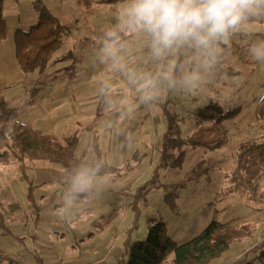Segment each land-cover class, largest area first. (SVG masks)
Instances as JSON below:
<instances>
[{"label":"rangeland","instance_id":"obj_1","mask_svg":"<svg viewBox=\"0 0 264 264\" xmlns=\"http://www.w3.org/2000/svg\"><path fill=\"white\" fill-rule=\"evenodd\" d=\"M36 2L37 0L30 2H27V0H6V6L8 9L14 7L15 4L18 9L26 7L28 11L25 16L34 15L37 21ZM116 3L114 0L107 2L102 0L96 2L95 0H89V2L88 0L82 2L81 0H60L54 4L52 11L70 27L69 32L64 38L60 49L54 52L53 59L51 58L47 69L42 73L36 72L28 75L29 77L25 82L27 85L12 91V94L16 96L11 101L18 111L19 121L31 123L45 132L55 133L62 141L67 137L77 135L79 145L76 155L78 156L80 150L86 152V158L90 157L91 153L93 154L92 157L96 156V152L93 151V140L96 134V139L99 141L102 139V150L106 151H104L105 160L110 164L114 163L115 166H121L126 156L132 155L135 143L142 140L146 145L145 150L148 152V156L141 169L136 171L129 179L122 181L123 184L113 179L110 185L120 192L123 185L131 178L133 180L129 181L131 183H127L126 191L147 181L152 175L151 170L157 157L155 145L159 135L165 129V124L157 105L149 109L141 105L133 93L131 94L133 97L130 98L126 95V91H116L114 85L110 95L116 105L120 107L125 100H131L132 107H120L126 110L127 113L125 114L120 109L109 108L103 101L105 97L101 95V87L102 81L107 77L102 78L100 73L102 70H110L94 59L95 53L99 50V38L96 33L112 22ZM77 24L78 26H76ZM15 31L16 26L11 25L9 34L12 37ZM261 39H264V19L255 21L253 26L247 30V34L241 33L234 38L232 49L225 52L222 65L215 70L214 75L207 77L206 82L201 85L195 95L188 92L170 95V110L177 114L182 138L189 137L199 125L209 124L208 120L199 116V111L211 103H215L211 101L212 97L219 100L227 96L228 102L234 105L232 109L238 108L239 113L234 118L224 122L227 131L222 134L225 135L226 139L223 146L209 148L186 144L183 147L184 158L181 164L177 166L173 163L165 165L161 169L159 180L155 184H149L146 187L140 204L143 214L140 218L139 228L133 232V242L144 241L147 238L149 226L154 218L163 221L167 227L168 236L176 243H184L195 238L215 218L236 225L248 223L253 228L251 235L235 239L230 247L211 263L233 264L235 261L242 260L240 256L264 238V175L258 182V188L252 190L245 181L244 173L238 169V153L242 143L264 141V111L263 113L259 111L261 105H257L255 101L256 94L264 92V64L254 62L248 53L251 45ZM56 57H60V59L55 64L53 60ZM85 63L93 65L89 66L88 70L70 77L69 71H72L75 67H82ZM226 68H230L236 73L230 74L226 72ZM56 71H61L67 78L57 81L50 79L51 82H45ZM39 81L42 82L38 83ZM72 83L75 85L82 83L75 87L78 92L75 93L73 107L81 112L83 109H90V112L93 110V113L86 116L76 114L73 121L69 117V121L66 123L67 127L60 131V119L56 117L57 112L48 113L47 109L41 111L39 109V98L33 97L32 90L40 84L37 91L40 90L46 94L52 91L50 87H53V90H58V86H61L68 94L66 88H70ZM67 94L58 100L66 98ZM165 98L166 93L161 100ZM205 103L207 105L203 106ZM99 106H103L104 110H116L113 114L118 118H123L119 121L112 117L106 121L122 123L121 127L108 129L105 121L102 124V135L98 129L95 134L91 132L93 130L87 129V123L94 117ZM119 112L121 113L118 114ZM42 117L44 118L43 121L40 120ZM87 117L89 118L88 121H83ZM178 152L177 149L173 151V158L179 156ZM47 166H49V163L43 161H27V173L35 180L36 184H39L46 179V175H39L35 169ZM56 166L61 170L59 172L60 176L54 182V186L58 187L56 193L59 200L62 199L64 190L62 177L66 173L59 165ZM194 168H197L196 171L190 174ZM27 186V181L18 169L17 160H12L5 165L0 164V211L9 219V208L13 205H20L10 215L13 217L15 214L20 213L24 221L22 223L26 225L17 234L20 237L23 236L22 243L12 236L0 235V252L31 254L33 250V238L37 228L34 224L33 211L30 210L29 212L27 210L29 205L26 202L25 194H23V189L25 191ZM107 191L109 194L116 193L109 188ZM170 191L177 193L176 210H172L164 198L165 193ZM120 197L121 195L110 202L111 208L109 210L115 207L114 205ZM146 201L153 207L155 213H150L149 219L146 218L148 211ZM10 203L12 206H9ZM23 205L28 207H24L22 210L21 206ZM121 215L118 224L119 241L126 237V231L133 223L131 211L123 210ZM89 217L87 214L84 217L86 221L91 222L88 230L91 229L98 233V230H100L99 225L102 224V217ZM12 222V229L16 233V231H19V226L12 224ZM63 222L48 227L50 230L43 228L44 232L51 231L52 235L58 236L59 239L64 238L59 241L60 251L65 245L64 241L67 234H69L68 240H71V233L77 231H79L77 233H85L86 230V226L77 225L75 219L72 221L73 226H66L64 225L65 221ZM68 243L71 244V242ZM44 244L49 246V243ZM111 244L113 243L109 242L106 245V248L102 250L103 254L108 251ZM75 254L80 253L76 251ZM253 254L255 253H251L249 260L255 259L257 254L255 256ZM174 257L175 255L171 254L168 262L171 263ZM24 263H26V260H24Z\"/></svg>","mask_w":264,"mask_h":264},{"label":"trees","instance_id":"obj_2","mask_svg":"<svg viewBox=\"0 0 264 264\" xmlns=\"http://www.w3.org/2000/svg\"><path fill=\"white\" fill-rule=\"evenodd\" d=\"M5 1L0 0V42L9 34L4 15ZM35 7L38 11L37 24L28 30H17L13 37L14 54L25 75L42 73L47 69L54 52L60 49L70 29L43 1L37 0ZM226 72L236 73L230 68H226ZM170 95L166 92V98L156 104L163 117L165 129L159 135L155 145L157 157L151 170L152 175L147 181L136 186L132 193L126 194L131 199L130 211L133 215V223L126 231L122 255L117 264H211L230 247L235 239L251 235L253 231L248 223L236 225L215 218L195 238L184 243H176L168 236L167 227L163 221H152L144 241L131 240L132 233L139 228L142 212L140 202L144 191L149 184H155L159 180L161 169L170 163L180 165L184 158L183 147L186 144L209 148L223 146L226 139L222 134L227 131L224 122L239 113L238 108L224 112L216 103H211L199 111V116L208 120L209 124L199 125L189 137L182 138L177 114L170 110ZM103 101L105 102V99ZM263 107L264 105L259 107L261 113L264 111ZM116 108L122 109L120 111L124 110V108ZM113 109L104 110L103 106H99L94 118L88 123L87 129L93 130L103 124L105 119L116 111ZM78 145L77 135L62 141L53 133H47L32 124L19 121L17 109L4 100L0 101V164H9L12 160L18 161V169L28 185L26 199L29 207L27 210L33 211L35 226L39 222L42 206L36 198V182L27 173V161H43L59 165L67 174L71 165L84 159L83 156L76 155ZM145 147L143 142L137 141L131 158L127 159L123 166L117 167L108 163V171L113 179L122 180L140 169L148 156ZM175 149L179 150L177 158H173ZM96 155L105 159L98 139H96ZM196 169H192L190 174ZM238 169L244 173L247 185L252 190L257 189L258 182L264 175V141L242 143L238 153ZM176 197L175 191L164 195L165 201L172 210L177 209ZM117 213L113 211L108 219L102 220L100 224L102 229L115 219ZM0 229L1 236L13 235L11 223L1 211ZM251 253H255L254 256L257 255L255 259L249 260ZM31 254L38 264H43L37 250L32 251ZM171 254L175 257L169 263L168 258ZM242 255L240 256L242 260L235 261L233 264H264V238ZM0 258L9 259L5 253H0ZM10 261L13 262L11 259Z\"/></svg>","mask_w":264,"mask_h":264},{"label":"clouds","instance_id":"obj_3","mask_svg":"<svg viewBox=\"0 0 264 264\" xmlns=\"http://www.w3.org/2000/svg\"><path fill=\"white\" fill-rule=\"evenodd\" d=\"M113 11L112 22L96 33L99 50L94 59L118 74L136 100L152 109L166 92L195 95L222 65L234 38L264 19V0H117ZM248 53L264 64V39L252 44ZM140 57H146L151 68ZM112 88L110 79L102 81L101 95L109 108L117 107ZM211 101L224 112L234 107L227 96ZM255 101L264 105V92L257 93ZM120 107L131 108L132 101ZM106 125L115 127L113 121ZM108 168L99 156L71 165L59 210L65 221L84 215L97 195L110 187L113 176Z\"/></svg>","mask_w":264,"mask_h":264},{"label":"crops","instance_id":"obj_4","mask_svg":"<svg viewBox=\"0 0 264 264\" xmlns=\"http://www.w3.org/2000/svg\"><path fill=\"white\" fill-rule=\"evenodd\" d=\"M30 1H33V0H27V2H30ZM42 1L45 2L49 6V8L52 10L54 4H56L60 0H42ZM82 1L84 0H81V2ZM96 1H99V0H95V2ZM102 1L107 2L110 0H102ZM114 2H117V0H114ZM109 4L110 2L108 3V5ZM27 11L28 9L26 7L25 8L20 7L18 9L16 4L14 7L8 9L6 6V1H5L4 15L7 20L8 27H10L11 25H14L16 26V31H17L19 29L28 30L31 27L35 26L38 20L36 21L35 19L36 17L34 15H31L30 17L29 16L26 17L25 15L27 14ZM76 26H78V24ZM13 37L11 34H8V37L0 42V101L4 100L11 106H13V102L11 100L14 99L16 96L12 94V91L15 89H20L21 87H24L25 85H27L25 84V82L29 77L28 75H25L22 72L20 65L18 63V60L15 57ZM72 37L74 36L72 35ZM59 59L60 57H56L55 60H53L54 63L56 64ZM140 61L141 63L151 68V65L148 64L146 57H140ZM91 65L93 64L85 63V65H83L82 67L73 68V70L69 71L68 74L70 75V77L75 76L77 73H81V72L88 70L87 68H89V66ZM100 76H102V78L107 77L105 79H110L113 82V85L116 86L115 87L116 91H120V92L126 91L127 92L126 95H128V97L130 98L133 97L131 96L132 91L129 90L127 87H125L121 83V78L118 74L112 73L111 71L102 70L100 73ZM110 76L112 77L109 78ZM66 78H67L66 75L63 74L61 71H56L53 74V76L47 78L45 82H51L50 79H53L52 81H57V80H65ZM41 82L42 81H39L38 83H41ZM81 84L82 83L75 85L74 83H72L70 85V88H66L68 91V94L61 88V86H58V90H53V87H50L52 91L46 94L42 93L40 90L37 91V89L40 88V84L39 86H36L32 90L33 97L36 96L37 98H39V109L41 111H43L44 109H47L48 113L57 112L56 117L60 119V126H59L60 131H63L67 127L66 123L67 121H69V117L73 121L74 116H76V114L78 116H86V115L93 113V110L92 112H90V109H83L81 112L80 110L73 107V103L75 100V93L78 92L76 91L75 87ZM65 94L68 95L66 98L62 100H58ZM113 108H116V107H113ZM123 111L125 112V114L127 113L125 109ZM45 113L47 114V112ZM112 117L113 118L115 117L119 121L123 118V117L118 118L114 114H112L111 116L106 118L105 121L107 119H111ZM88 119L89 118L87 117L86 119H83V121H88ZM40 120L43 121L44 118L42 117V119ZM114 123H115V127L117 128H120L122 125V123H118L116 121ZM116 123H117V126H116ZM97 129L100 130L101 135H102V124L100 126H97L91 132L95 134V131ZM108 129L110 128L108 127ZM47 133H52V132H47ZM98 143L102 149L103 147L102 139L101 141L98 140ZM134 150L135 148L133 147L132 154ZM93 151L96 152V134L93 140ZM85 153H86L85 151L80 150L78 157L83 156L84 158H86ZM107 154H108V151H107ZM110 155H111V152H110ZM89 156L92 157L93 154L91 153ZM131 156H126V159L124 160V162L127 159H130ZM124 162L122 163L121 166H123ZM112 165H114V163H112ZM117 167H120V166H117ZM35 171L39 175L40 174L46 175V179L41 181V183L36 184V189H35L36 198L41 203L42 211L40 214L39 222L36 225L37 229H36V233L34 234V238H33L34 247L32 250V251L34 250L38 251V254L42 257L43 264H117L119 258L122 255L121 253L123 251V241L126 239L125 237L124 239L120 241L118 240L119 233H120L118 230V224L120 221L119 218L122 216L121 212H123V210H127L128 212L130 211V200L131 199L129 198V196H126V194L132 193V191L134 190V187L126 191V185L129 181L133 180V178H131V180H129L126 184L123 185V189H121L122 191L118 192V189L115 190L113 187L110 186L109 189H111L112 192H116V193L109 194V192L107 191L108 189H107L104 192L98 194L97 197L95 198L94 204L86 212V214L90 216L89 218L91 217L101 218L102 217V220L105 221V219H108V216L113 211L114 212L116 211V213L118 212L115 219L112 222H110L108 225H106L104 229H102V226L99 225V229L101 231L98 230V233H97L96 231L94 232V230L93 231L91 229L88 230L89 224H91V222L86 221V219L84 218L86 214L74 216L70 222L65 221V219L60 215L59 210H60L61 199L59 200L57 199L58 196H57L56 190L58 187L54 186V182L60 176L59 174V172L61 171L60 168L56 166L55 164L49 163V166L36 168ZM134 173H131L126 178L122 180H118V181H120L123 184L122 181L129 179L132 175H134ZM65 176L66 174H64V176L62 177L63 180ZM26 192H27V187H25V191L23 189V194H25V198H26ZM120 195L121 197L119 201L115 203L114 205L115 207L112 210H109L111 208L110 202L112 200L113 201L116 200V198ZM26 202H27V199H26ZM146 204L148 206V211H149V213L148 211L146 213V218L149 219L150 213L151 214H155V213H154L153 207L148 204V201H146ZM9 206H12V204L10 203ZM19 207L20 205L18 206L13 205L12 207L9 208L8 211H9L10 217L8 221L10 223L11 221H13L12 224L19 226L18 227L19 231H16V233L13 231V235L11 236L14 239H17V241H19L20 243H22L21 239H23L22 238L23 236L21 235L22 237H20L17 234L24 228V226L26 227V225L23 224L24 221L22 220L20 213L15 214L13 217H11L10 215L11 212L16 211ZM21 207L23 210L24 207L27 208L28 206L23 205ZM140 208L142 210L141 205H140ZM142 214L143 212H141V216ZM74 219L76 220L77 225L86 226L85 233L84 232L77 233L79 231L73 232L71 233L72 235L71 240H68L69 234H67L66 240L64 241L65 245H63V248H61V251H60L59 241L63 240L64 238L59 239L58 236L52 235L51 231L44 232L43 228H47V230H50L48 227H52L53 224H62L64 223L63 221H65L64 225L73 226L72 221ZM154 219L152 220L157 221V222L162 221L159 219L157 220V218H154ZM139 226H140V219H139ZM115 237H116V241H115ZM131 240H132V236H131ZM67 242H71V244L69 243L67 244ZM109 242H112L113 244H111L110 247H108V251L105 254H103L102 250L106 248V245ZM44 243H49V246L45 245ZM76 251H79L80 254L78 255L75 254ZM0 253H5V252H0ZM5 254L8 256L9 259L0 258V264H38L36 260L33 258V254H23V253H19V254L5 253ZM10 259L13 260V262H11ZM24 260H26V263H24Z\"/></svg>","mask_w":264,"mask_h":264}]
</instances>
